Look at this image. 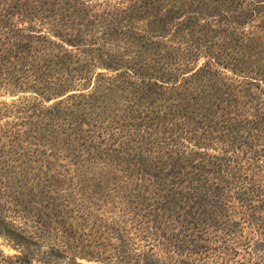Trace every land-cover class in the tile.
<instances>
[{"label":"trees","instance_id":"1","mask_svg":"<svg viewBox=\"0 0 264 264\" xmlns=\"http://www.w3.org/2000/svg\"><path fill=\"white\" fill-rule=\"evenodd\" d=\"M0 264H264V0H0Z\"/></svg>","mask_w":264,"mask_h":264},{"label":"rangeland","instance_id":"2","mask_svg":"<svg viewBox=\"0 0 264 264\" xmlns=\"http://www.w3.org/2000/svg\"><path fill=\"white\" fill-rule=\"evenodd\" d=\"M13 98H15V97L3 95V96H0V101L10 102L11 100H13ZM0 253H2L4 256H13V255L18 254L16 249H14L12 246H10V244L5 239H3L2 236H0ZM62 263L66 264L68 262H66V260H63ZM83 263L88 264L84 261H83ZM33 264H38V263L34 261Z\"/></svg>","mask_w":264,"mask_h":264}]
</instances>
